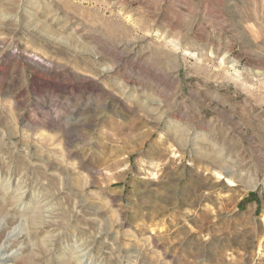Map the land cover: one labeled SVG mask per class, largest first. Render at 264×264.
<instances>
[{
    "label": "rangeland",
    "instance_id": "374dc122",
    "mask_svg": "<svg viewBox=\"0 0 264 264\" xmlns=\"http://www.w3.org/2000/svg\"><path fill=\"white\" fill-rule=\"evenodd\" d=\"M4 244L264 264V0H0Z\"/></svg>",
    "mask_w": 264,
    "mask_h": 264
},
{
    "label": "bare ground",
    "instance_id": "6f19581e",
    "mask_svg": "<svg viewBox=\"0 0 264 264\" xmlns=\"http://www.w3.org/2000/svg\"><path fill=\"white\" fill-rule=\"evenodd\" d=\"M14 232H15V230H13V231L11 232V234H13ZM16 233H17V232H16ZM7 248H8V244H4V245L1 247V249H0V257H1V255H3V256L6 257V258L10 256V254L5 253V251H6ZM15 253H16V252L12 253L13 255H11V257L14 256ZM18 253H19V252H18ZM0 259H1V258H0Z\"/></svg>",
    "mask_w": 264,
    "mask_h": 264
}]
</instances>
